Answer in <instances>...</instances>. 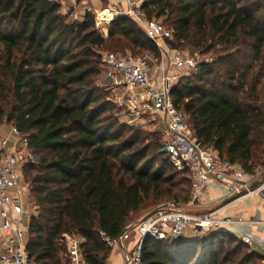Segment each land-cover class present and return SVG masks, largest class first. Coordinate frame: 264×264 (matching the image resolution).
Masks as SVG:
<instances>
[{
  "label": "trees",
  "instance_id": "trees-1",
  "mask_svg": "<svg viewBox=\"0 0 264 264\" xmlns=\"http://www.w3.org/2000/svg\"><path fill=\"white\" fill-rule=\"evenodd\" d=\"M142 7L148 19L163 18L179 45L209 58L172 91L194 136L254 173L264 163V0ZM73 15L59 0H0V129L15 126L40 158L25 169L38 211L27 245L35 264H68L66 234L81 237L87 264H107L112 248L101 233L119 237L142 212L190 201V174L173 167L161 137L147 143L142 130L121 123L97 86L109 49L157 58L158 46L131 16L118 15L105 37L96 14ZM256 261L234 234L211 231L147 238L141 264Z\"/></svg>",
  "mask_w": 264,
  "mask_h": 264
},
{
  "label": "built area",
  "instance_id": "built-area-1",
  "mask_svg": "<svg viewBox=\"0 0 264 264\" xmlns=\"http://www.w3.org/2000/svg\"><path fill=\"white\" fill-rule=\"evenodd\" d=\"M127 9L121 14L133 17L144 29L146 35L160 48L164 42L173 39L172 30L159 19H148L143 4L151 0H124ZM96 17L98 27L108 21L107 16ZM79 14L75 12L74 17ZM155 57L149 53L137 57L133 53L103 54L105 77L114 85L123 83L130 90H140L144 107L157 114L163 121V150L170 156L173 167L187 170L190 174L191 205L203 203L212 186H223L226 193L233 197H249L264 193V180L258 185L253 183L264 175L261 171L252 174L244 171L238 163L220 156L214 145L196 138L190 128L189 117L174 105L172 91L177 85L180 74L172 68H193L199 65L196 59L184 61L178 54L173 56L168 70L159 74L155 71ZM40 163L39 156L30 148L28 138L15 126L10 127L9 135L0 133V264H35L28 251L29 222L36 214L37 205L31 195V184L27 181L25 169ZM232 218H219L215 211L193 214L184 210L156 208L140 221L127 227L124 233L112 238L101 233L103 241L109 246H118L134 238V246L127 255L125 264H141L142 248L145 239L180 240L188 229L197 234L221 230L223 224H232ZM264 223V221H262ZM242 241L250 245L252 237L246 233ZM68 264H87L79 236L66 234ZM264 264V262H263Z\"/></svg>",
  "mask_w": 264,
  "mask_h": 264
},
{
  "label": "crops",
  "instance_id": "crops-1",
  "mask_svg": "<svg viewBox=\"0 0 264 264\" xmlns=\"http://www.w3.org/2000/svg\"><path fill=\"white\" fill-rule=\"evenodd\" d=\"M63 6V12L73 14L78 13L79 16H84L87 11L93 12L96 15L101 13L100 19H104L107 16V20L103 28L105 27L104 36L107 37L109 33V27L111 22L127 9V4L124 0H59ZM175 73L183 72L184 68L174 69ZM9 125L5 124L0 129L2 134L6 128L4 136L9 135ZM264 175L260 176L253 184L256 185L258 181H263ZM258 185V184H257ZM198 210L193 211V214H204L207 212L215 211L219 218H232L235 222L232 224L225 223L222 228H225L227 232L234 234L242 241V236L246 233L252 237V244L248 245L252 250L256 251L264 262V193H258L249 197H233L226 193V189L223 186H212L209 190L206 200L200 205H195ZM150 211L142 212L133 222L134 224L146 215ZM192 213V212H190ZM128 225V226H129ZM221 231V230H213ZM1 235V233H0ZM193 232L192 229H188L186 232V238H193L200 236ZM134 246V238L123 241L118 246L111 247V253L108 258L107 264H125L127 255L130 253Z\"/></svg>",
  "mask_w": 264,
  "mask_h": 264
},
{
  "label": "rangeland",
  "instance_id": "rangeland-1",
  "mask_svg": "<svg viewBox=\"0 0 264 264\" xmlns=\"http://www.w3.org/2000/svg\"><path fill=\"white\" fill-rule=\"evenodd\" d=\"M97 17V15H96ZM74 18L71 16V19ZM163 22V18L160 19ZM170 29L168 26H166ZM100 31L104 34L103 27H98ZM171 30V29H170ZM159 48V47H158ZM160 57L155 58L153 62V66L155 71L159 74L163 69H167V65L171 63L173 60V56L178 54L182 60L190 61L191 59H196L199 64L208 60L207 55L200 53L199 50H196L194 47L187 45L186 43H182L179 45L176 38L173 36V39L167 42H164L162 47L159 48ZM108 52H122L115 50V48L109 49ZM127 53H132L127 50ZM120 54H123L120 53ZM134 54V53H133ZM136 55V54H134ZM137 57H142V55H136ZM173 73L175 70L171 69ZM198 70V66L189 68L188 66L184 67L183 72H178L180 76L177 78L179 82L183 77L190 76ZM177 74V73H175ZM97 86L99 88L100 93L103 95V99L106 100L109 104V108L115 116L119 119V121L123 124L131 125L138 127L145 133V136L148 138L147 143H151L158 136L162 139V129H163V121L162 119L150 111L146 107H144V99L142 97L140 90H130L123 83L118 85H114L113 82L105 77V73L103 72L98 79ZM262 99L264 100V93H262ZM5 125V124H4ZM12 126L11 124H7ZM3 127V126H2ZM6 128L4 129L2 135L6 133ZM160 139V140H161ZM261 164V162H260ZM262 166H257L255 171H261ZM26 175V174H25ZM28 181V177L26 176ZM166 208L168 210H184L187 212H192L198 210V208L189 203L176 205L173 202H164L160 203L156 208ZM156 208L152 209L155 210ZM151 210V209H150ZM38 211L36 210V215ZM203 235V234H201ZM258 264H263L260 261H256Z\"/></svg>",
  "mask_w": 264,
  "mask_h": 264
},
{
  "label": "water",
  "instance_id": "water-1",
  "mask_svg": "<svg viewBox=\"0 0 264 264\" xmlns=\"http://www.w3.org/2000/svg\"><path fill=\"white\" fill-rule=\"evenodd\" d=\"M92 13H93V12H92ZM94 14H95V13H94ZM263 179H264V178H263ZM259 183H260V181L257 182V184H259ZM257 184H256V185H257Z\"/></svg>",
  "mask_w": 264,
  "mask_h": 264
},
{
  "label": "bare ground",
  "instance_id": "bare-ground-1",
  "mask_svg": "<svg viewBox=\"0 0 264 264\" xmlns=\"http://www.w3.org/2000/svg\"><path fill=\"white\" fill-rule=\"evenodd\" d=\"M104 31H106V29H105V27H104V29H103Z\"/></svg>",
  "mask_w": 264,
  "mask_h": 264
}]
</instances>
